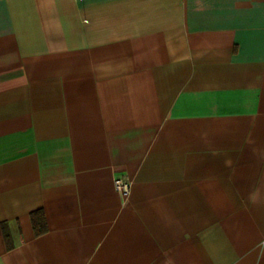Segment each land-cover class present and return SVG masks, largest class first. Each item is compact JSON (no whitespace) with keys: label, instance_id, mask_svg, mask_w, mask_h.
Segmentation results:
<instances>
[{"label":"crops","instance_id":"crops-1","mask_svg":"<svg viewBox=\"0 0 264 264\" xmlns=\"http://www.w3.org/2000/svg\"><path fill=\"white\" fill-rule=\"evenodd\" d=\"M0 264H264V0H0Z\"/></svg>","mask_w":264,"mask_h":264},{"label":"built area","instance_id":"built-area-1","mask_svg":"<svg viewBox=\"0 0 264 264\" xmlns=\"http://www.w3.org/2000/svg\"><path fill=\"white\" fill-rule=\"evenodd\" d=\"M114 188L121 195L126 196L130 191V183L127 179L121 177L114 178Z\"/></svg>","mask_w":264,"mask_h":264},{"label":"trees","instance_id":"trees-1","mask_svg":"<svg viewBox=\"0 0 264 264\" xmlns=\"http://www.w3.org/2000/svg\"><path fill=\"white\" fill-rule=\"evenodd\" d=\"M32 221L36 233L43 232L45 228V218L42 211H36L32 213Z\"/></svg>","mask_w":264,"mask_h":264}]
</instances>
